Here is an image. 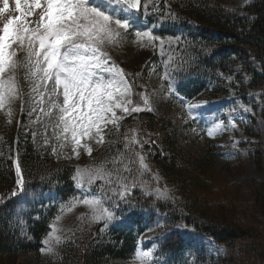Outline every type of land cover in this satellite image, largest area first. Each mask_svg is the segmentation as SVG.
Listing matches in <instances>:
<instances>
[{"label":"trees","instance_id":"obj_1","mask_svg":"<svg viewBox=\"0 0 264 264\" xmlns=\"http://www.w3.org/2000/svg\"><path fill=\"white\" fill-rule=\"evenodd\" d=\"M140 15L159 39L141 52L143 59L124 64L134 93L143 92L149 80L146 67L156 64V69H169L176 93L192 101H220L237 81L240 92L257 95L250 104L264 119V0L241 7L223 0H150ZM128 50L124 44L120 54ZM17 73L22 76L21 70ZM242 74L250 75L247 84ZM140 105L141 111L121 115L118 129L107 126L104 142L85 164L103 165L111 173V184L96 180L91 188L113 219L105 228L103 220L93 222L86 212L73 220L53 253L41 248L57 211L42 196L51 191L64 200L78 195L72 179L77 164L38 148L25 134V116L18 122L1 119L0 264H133L140 248L151 253L152 264H264V206L258 205L264 203V181L255 182L256 200L243 203L244 190L216 176L212 149L191 154L169 121ZM242 127L252 134V127ZM133 138L138 142L129 143ZM254 145L260 161L264 147ZM141 153L148 170L141 167ZM156 176L169 186L171 198L139 189L142 183L154 187ZM117 177L128 187L123 199ZM184 227L211 238L222 250L211 254L188 246Z\"/></svg>","mask_w":264,"mask_h":264},{"label":"snow or ice","instance_id":"obj_2","mask_svg":"<svg viewBox=\"0 0 264 264\" xmlns=\"http://www.w3.org/2000/svg\"><path fill=\"white\" fill-rule=\"evenodd\" d=\"M111 0H15V12L0 27V109L21 95L17 72L23 70L25 81H31V91L37 94L34 102L43 105L47 96L49 109L45 115L56 113L54 133L63 148L70 144L75 156L83 148L89 155L91 147L87 143L94 140L104 142V130L108 124L118 129L119 109L125 116L142 109L132 106L131 85L123 69L103 51L105 45L116 44L122 40L132 26V16L141 8V0H116L122 4L124 18H114V9L106 10ZM145 9L147 5H144ZM38 19L29 17L37 15ZM10 11L9 0H2L0 15ZM120 13H115L119 16ZM136 41L141 47L151 46L159 37L151 30L135 31ZM16 48L23 56L17 58ZM62 97V100H61ZM147 105V98L144 99ZM23 108V102H22ZM35 111V108H33ZM41 111L44 109L41 107ZM11 113L9 112V116ZM220 130H223L220 128ZM209 134H213L212 131ZM138 141L133 138L129 143ZM56 149L53 148L55 154ZM141 167L148 170L144 158L139 157ZM17 185L23 187L20 167L17 163ZM85 178L89 188L96 180L111 184V173L103 165L98 168L76 169L72 177L78 188H83ZM119 196L121 199L128 192V187L121 177ZM134 186V185H133ZM103 191V188L101 189ZM166 196L167 191L159 192ZM16 193L13 192L12 195ZM77 203L89 207L93 222L103 220L104 227L113 219V213L103 207L99 197L85 196L82 200L73 199L62 206L61 213L70 211ZM83 218V217H81ZM58 216L56 220H60ZM51 231L42 243V253H53L51 240L61 242L55 233L59 231L50 225ZM102 231L104 229H101ZM148 252H137V258L150 256Z\"/></svg>","mask_w":264,"mask_h":264},{"label":"rangeland","instance_id":"obj_3","mask_svg":"<svg viewBox=\"0 0 264 264\" xmlns=\"http://www.w3.org/2000/svg\"><path fill=\"white\" fill-rule=\"evenodd\" d=\"M148 1L149 0H143L142 5ZM223 1L226 5L231 7H241L251 2V0ZM9 4L10 11L0 15V27H2L9 16L19 15L15 12V0H9ZM0 6H2V0H0ZM123 7L124 6L117 3L116 0H111L106 6V10L114 9V18L123 19ZM36 11L37 15L29 17L30 20L38 19L39 10ZM115 13H120V15L115 16ZM138 24H140L139 20L133 15L132 26L127 30L122 40L116 44L107 45L108 48H103L105 52L106 48L107 50L109 49L113 62L118 68L123 69L124 73L125 63L132 66L137 59H143L145 57L141 52L146 49V47H141L135 37V31L139 29V27L136 26L133 30L134 26ZM131 30H133V32H131ZM124 44H127L129 47L128 52H123L125 55L120 54V48ZM16 51L17 58H21L23 56L22 51L19 48H16ZM155 67H157L156 64L152 66L150 63L146 67V73H149V80L146 85H143V92L134 93L131 88L132 94L125 97V99H131L132 106L138 105L141 107L140 104H143L144 108L162 118L164 121H169L171 123V131H175L178 134L182 147L191 154L197 156L202 154L207 148L212 149V151L216 153L214 163L216 176L219 179L225 178L227 181L239 185L244 190L241 201L243 203H253L256 200L255 182L264 181V155H262L261 160L258 161L254 151L255 143H260V145L264 147V119L262 118L260 110H255L250 104V100H257V95L240 92L241 85L236 81L237 83L235 82L234 85L230 86L229 94L224 99L220 100L219 103L208 101L202 97L189 102L176 94L174 82L170 78L168 72L169 69L162 70L161 67L158 69ZM129 69H132V67ZM21 71L22 76L17 73L21 95L8 103L3 109H0V121L1 119H7L10 122H18L21 115L25 116L27 121L25 134L32 138L38 148L49 150L52 155L58 159L75 162L77 164L76 168L85 169L87 157L91 156L93 149L101 144L96 143L94 140L87 141L92 149L91 154L89 155L83 148H80V155L78 157L73 154L70 144L61 148V141L56 139L53 128L56 123L55 111H53L51 116L45 115L49 109L47 96L44 98L43 105L35 103L34 97L38 99V96L31 91L33 84L31 81H25L23 79L24 72L23 70ZM19 76L21 77L20 79ZM241 78L242 84H247L250 80V75L242 74ZM228 81H231V77L228 78ZM145 98H147L148 101L147 105L144 103ZM41 107L44 109L43 112L41 111ZM33 108H35V111H33ZM9 112L11 113L10 116ZM116 112L117 116L124 115L119 109H117ZM253 118L256 119V123L253 122ZM242 124L252 127V134L246 132ZM220 128L223 130H220ZM106 131L104 130V136L106 135ZM210 131H212L213 134L210 135ZM53 148L56 149L55 154L53 153ZM146 151L148 150L145 149V152ZM141 156L144 158V163L147 164L145 154L141 153L140 157ZM139 189L159 198L172 197L169 186L163 183L159 176H156V185L154 187L151 188L146 183H142L139 185ZM157 190H159V192H164L166 190L167 195L160 196ZM79 191V195L71 196L64 201L59 200L58 196L55 194L46 195L45 197V199H50L52 204L57 200L55 204L57 207V214L51 225H55V227L59 229L55 235L59 236L61 240L65 237L73 220L79 218L86 212H91L86 205L77 203L70 211L66 210L64 213H61L62 206L69 204L74 198L77 200H82L85 196L100 198L96 191L91 187L89 188L86 178L84 187L79 188ZM25 204L26 203H24V205ZM258 205L264 206V203L259 201ZM90 214L92 215V212ZM58 216H61L60 220H56ZM182 233L185 237V243L190 247H195L197 250H202L211 254H216L222 250L212 239L202 236L192 229L184 227L182 228ZM46 238H48V234L45 236L44 240ZM60 243H56L55 239L51 240V246L54 251L58 248ZM138 251L141 253H150L143 248H140ZM153 261L154 260L149 256L137 258L136 253L132 262L133 264H152Z\"/></svg>","mask_w":264,"mask_h":264},{"label":"water","instance_id":"obj_4","mask_svg":"<svg viewBox=\"0 0 264 264\" xmlns=\"http://www.w3.org/2000/svg\"><path fill=\"white\" fill-rule=\"evenodd\" d=\"M142 1V0H141Z\"/></svg>","mask_w":264,"mask_h":264}]
</instances>
